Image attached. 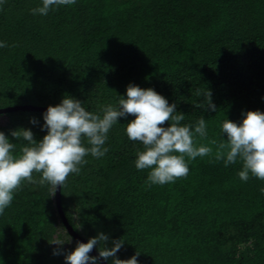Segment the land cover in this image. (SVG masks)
Masks as SVG:
<instances>
[{
	"label": "trees",
	"instance_id": "16d2710c",
	"mask_svg": "<svg viewBox=\"0 0 264 264\" xmlns=\"http://www.w3.org/2000/svg\"><path fill=\"white\" fill-rule=\"evenodd\" d=\"M40 4L0 3V40L7 45L0 48V108L46 107L69 95L96 111L116 104L133 83L175 102L182 124L203 116L208 134L195 143L213 148L189 161L186 176L149 184L148 169L134 166L142 145L124 131L133 116L118 118L106 154L86 156L60 186L72 229L86 241L100 230L109 247L121 238L117 258L137 251L138 264H264V180L242 181V162L225 166L212 143L227 139L220 133L224 118L264 112V0H76L32 14ZM207 89L215 112L196 107ZM43 111L1 112L0 131L29 128L39 140ZM9 139L19 153L25 142ZM33 177L0 215V264H66L64 254L78 242L60 217L55 189L37 182L40 173ZM57 238L70 240L50 243Z\"/></svg>",
	"mask_w": 264,
	"mask_h": 264
},
{
	"label": "clouds",
	"instance_id": "9594fccd",
	"mask_svg": "<svg viewBox=\"0 0 264 264\" xmlns=\"http://www.w3.org/2000/svg\"><path fill=\"white\" fill-rule=\"evenodd\" d=\"M75 2L41 0V4L31 8L30 12L45 16L50 10ZM6 46V42L0 40V48ZM196 94L201 95L199 90ZM203 95L204 103H196V107L215 112L217 107L211 100L210 90ZM118 96L116 104H103L96 111L88 110L84 102L69 95L62 96L59 103L46 106L41 113L43 123L40 127L46 132L39 140L34 139L29 128L10 130L8 135L0 131V215L10 206L21 182L34 180L33 172L40 173L38 183L47 182L55 189L69 174L80 172L81 166L87 163L86 156L103 157L108 151L105 142L110 129L118 124V118L129 114L133 118L126 122L124 131L129 140L142 145V150L136 151L134 166L138 170L148 169L146 182L149 184L175 182L188 174L189 161L213 152L210 145L195 143L196 138L208 134L203 116L194 124H182L185 114L176 110V103H169L151 87L141 88L129 83L125 94ZM30 122L35 124L36 120L33 118ZM220 133L221 137L226 134L227 139L212 142L216 145L215 159L223 160L225 166L240 160L242 166L238 176L242 181H247L250 175L264 180V112L247 110L238 122L224 118ZM9 136L25 142L19 153H14L16 145ZM109 239L107 234L98 232L86 242H77L63 258L66 264H100L101 258L108 264H138L139 252L127 259H119L116 254L124 242L121 238L112 239L109 247L105 243ZM66 241L57 238L50 243L59 246ZM94 247L97 256L89 255ZM56 254L59 253L54 249L53 255Z\"/></svg>",
	"mask_w": 264,
	"mask_h": 264
},
{
	"label": "water",
	"instance_id": "95a60500",
	"mask_svg": "<svg viewBox=\"0 0 264 264\" xmlns=\"http://www.w3.org/2000/svg\"><path fill=\"white\" fill-rule=\"evenodd\" d=\"M33 109V110H45L46 107H40V106H29V105H24V106H12V107H6V108H0V113L1 112H7V111H12L15 109ZM55 200H56V206H57V210L60 214V217L68 231V233L78 242H86V240L78 235L73 229L72 227L68 224V222L66 221V218L64 217L62 208H61V204H60V185H57L55 188ZM90 254L97 256L98 253L97 251L93 248L92 251L90 252ZM100 262L102 264H107L102 258L100 259Z\"/></svg>",
	"mask_w": 264,
	"mask_h": 264
},
{
	"label": "rangeland",
	"instance_id": "374dc122",
	"mask_svg": "<svg viewBox=\"0 0 264 264\" xmlns=\"http://www.w3.org/2000/svg\"><path fill=\"white\" fill-rule=\"evenodd\" d=\"M4 120H5V118L3 117V116H0V123H3L4 122ZM98 228V227H97ZM96 228V229H97ZM98 232H100V230H97ZM97 232V233H98ZM71 243V242H70ZM111 260V257L109 258V261ZM108 263V262H107Z\"/></svg>",
	"mask_w": 264,
	"mask_h": 264
}]
</instances>
